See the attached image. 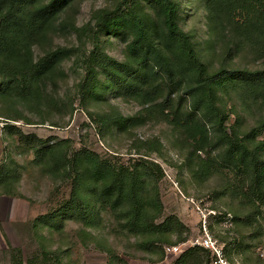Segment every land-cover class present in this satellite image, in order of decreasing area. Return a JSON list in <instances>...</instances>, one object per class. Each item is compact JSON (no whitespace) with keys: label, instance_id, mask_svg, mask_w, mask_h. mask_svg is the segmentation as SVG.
I'll use <instances>...</instances> for the list:
<instances>
[{"label":"rangeland","instance_id":"374dc122","mask_svg":"<svg viewBox=\"0 0 264 264\" xmlns=\"http://www.w3.org/2000/svg\"><path fill=\"white\" fill-rule=\"evenodd\" d=\"M160 1L66 0L27 31L50 0H17L4 37L40 68L27 89L0 57V264H212L207 238L264 264V199L220 147L264 164V98L244 84L264 58L239 17L167 0L171 33Z\"/></svg>","mask_w":264,"mask_h":264},{"label":"trees","instance_id":"16d2710c","mask_svg":"<svg viewBox=\"0 0 264 264\" xmlns=\"http://www.w3.org/2000/svg\"><path fill=\"white\" fill-rule=\"evenodd\" d=\"M66 0H50L43 7H39L36 13L28 17L27 31L41 30L46 24V19L57 12L59 7ZM206 8L211 15L223 13L229 17H239L236 25L241 37L245 38L256 52H259L264 58V0H204ZM17 0H0V14L3 15V22L0 26V57L10 62L12 70L15 74L20 75L23 79L24 87H30L32 77L36 74V70L40 68L38 65H32L30 61V48H19L14 42V36L9 39L4 37V31L8 30L14 34L12 28H19L13 13L17 11ZM162 10L169 16L170 22L168 29L174 32V9L170 2L161 0ZM52 14V15H51ZM15 21V22H14ZM14 23V24H13ZM16 23V24H15ZM181 36V39L184 36ZM202 69V68H200ZM16 82V79L14 78ZM248 93L253 98H264V68L246 73L245 83ZM16 87H20L16 83ZM220 147L224 153L235 160V164L247 167L251 172L252 180L247 188L253 197L264 199V164L252 154L242 143L241 140L224 134L220 138ZM248 159V162H247ZM237 167V166H236Z\"/></svg>","mask_w":264,"mask_h":264},{"label":"built area","instance_id":"2783aa9c","mask_svg":"<svg viewBox=\"0 0 264 264\" xmlns=\"http://www.w3.org/2000/svg\"><path fill=\"white\" fill-rule=\"evenodd\" d=\"M202 245L211 249L215 254L216 258L212 264H234L233 262L226 259L223 248L219 245H216L215 242H213L210 238L205 239ZM259 256L264 262V248L259 253Z\"/></svg>","mask_w":264,"mask_h":264}]
</instances>
